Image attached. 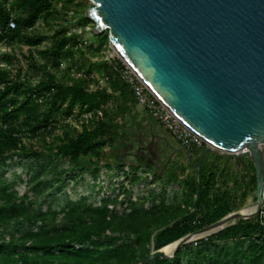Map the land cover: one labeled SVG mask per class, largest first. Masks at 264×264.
<instances>
[{
	"label": "trees",
	"instance_id": "obj_1",
	"mask_svg": "<svg viewBox=\"0 0 264 264\" xmlns=\"http://www.w3.org/2000/svg\"><path fill=\"white\" fill-rule=\"evenodd\" d=\"M83 7L75 0H0V46L11 49L0 53V169L15 160L43 162L29 180L36 184V197L43 194L41 177L50 173L58 183L76 173H125L128 165L122 160L111 165L108 150L117 151L128 131L148 115L121 80L118 61L100 59L111 49L108 33L88 44L67 26L52 25L53 19L68 17L83 26L94 23ZM41 21L52 35L35 32ZM47 41L49 47L39 49ZM21 44L29 47V66L14 71L20 59L12 48ZM66 62L71 67L64 68ZM89 113L93 118L84 119ZM58 161L66 168L54 166ZM248 164L240 194L222 180L223 170L204 162L207 168L182 179L183 200L149 206L131 197L132 187L143 179L137 171H154L149 164L132 166L131 187L121 186L115 197H103L99 204L83 198L61 210L43 211L14 185L0 183V264H137L243 209L257 189L256 170ZM185 172L181 166L171 168L170 180ZM149 264H264V217L236 221L179 248L173 259Z\"/></svg>",
	"mask_w": 264,
	"mask_h": 264
},
{
	"label": "water",
	"instance_id": "obj_2",
	"mask_svg": "<svg viewBox=\"0 0 264 264\" xmlns=\"http://www.w3.org/2000/svg\"><path fill=\"white\" fill-rule=\"evenodd\" d=\"M95 35L222 158L249 159L256 201L137 264L175 257L179 248L239 220L260 219L264 189V0H89ZM243 148L249 152L236 155ZM188 153L189 150L182 148ZM210 232L194 239L195 236ZM174 247L171 255L164 252Z\"/></svg>",
	"mask_w": 264,
	"mask_h": 264
},
{
	"label": "rangeland",
	"instance_id": "obj_3",
	"mask_svg": "<svg viewBox=\"0 0 264 264\" xmlns=\"http://www.w3.org/2000/svg\"><path fill=\"white\" fill-rule=\"evenodd\" d=\"M75 2L83 5L85 10L93 7V4L89 0H75ZM51 23L56 28L67 26L70 32H76L79 37L88 44L97 42L94 23H88L86 26H83L79 19L72 21L70 17L66 20L53 19ZM35 32L48 36L53 33L49 31V28L45 26L42 21L36 25ZM106 33L108 32H105L104 34ZM49 45L50 43L47 41L39 49H46ZM7 51L10 52L11 49H8L5 46H0V53H6ZM12 51L20 59V62L14 66V71L17 69L27 70L29 66L27 59V56L29 55V47L25 44L15 45L14 48H12ZM113 55V50L108 49L103 55V58L100 59H108ZM90 57L91 56L89 55L87 63L91 61L89 59ZM68 67H71L70 62L64 64V68ZM34 74L35 76L38 75L36 72ZM73 120L79 127V121H77V119ZM128 133V138L117 151L108 150L111 153L108 157V162L111 165H116L118 160H122L128 165L125 173L118 169L101 170L98 173H76L71 178L63 177V179H66L63 183H58L54 175L50 173L47 176L41 177L42 185L38 187V190L43 192V194L36 197V192L34 191L36 184H30L29 180L35 176L36 169H40L38 165L43 162L38 164L34 161L20 162L19 160H15L6 168L0 169V183L14 185V188L20 195L26 194L32 199L37 200V207L41 208L43 211L49 207L53 210H61L65 208L69 202H76L83 198H86L89 203L99 204L103 197H115L121 186L126 188L131 187L130 180L134 173L131 171V167L134 165L137 166L139 162L132 159V157L130 158L129 154L136 155L139 147H149L151 143L152 134L143 135L140 132L137 133L135 129H131ZM207 148V145L205 147H197L194 152L197 151L196 153H198L200 151H205ZM212 160L214 161V166L219 169L218 171H224V178L222 180L225 181L227 185L231 186V190L236 194L242 193L246 180L245 175L250 169L248 163H250L251 160L244 159L243 161L245 164H241L238 159L234 158H224V160H221L217 156L203 158V162L206 163V166L212 163ZM31 164L34 165V170L30 168ZM54 166H57L60 170L66 168L65 163L62 161H58ZM201 168L203 167L199 164V160L192 161L191 167L185 168L186 172L183 176H179L177 179L178 181L170 180V170H167L166 167L161 165V163L157 166L156 171L148 174H143L142 170H138L137 174L141 175L143 179L132 187L133 192L131 197L133 201L136 202L146 201L147 206L151 205L153 202L159 203L162 200L167 203H170L173 199L183 200L185 194L182 179H190L195 173H198ZM223 181L219 182L220 185ZM255 196L256 193H250V195H248L247 204L243 209H246L248 206L255 203ZM127 205L128 202L125 198L123 209H126Z\"/></svg>",
	"mask_w": 264,
	"mask_h": 264
},
{
	"label": "built area",
	"instance_id": "obj_4",
	"mask_svg": "<svg viewBox=\"0 0 264 264\" xmlns=\"http://www.w3.org/2000/svg\"><path fill=\"white\" fill-rule=\"evenodd\" d=\"M11 28H15V23L11 21ZM112 49V48H111ZM113 50V49H112ZM114 55L108 58L109 61H118L115 69L121 80L130 88L138 105L143 108L150 117L161 123L182 148L195 151L197 147H205L206 142L187 126L167 105H165L139 77V75L113 50ZM102 116V113H99ZM93 114L89 113L84 119L91 120ZM247 152H239L240 156ZM260 217H264V189L263 206Z\"/></svg>",
	"mask_w": 264,
	"mask_h": 264
},
{
	"label": "crops",
	"instance_id": "obj_5",
	"mask_svg": "<svg viewBox=\"0 0 264 264\" xmlns=\"http://www.w3.org/2000/svg\"><path fill=\"white\" fill-rule=\"evenodd\" d=\"M137 123L138 128L135 129V131H137V133L140 132L143 135L152 134V138L149 147H139L136 155L129 154L130 158L132 157V159L137 160L141 164L145 163L151 165L154 167V171H156L159 163L166 167L167 170H170V173L171 168L173 167H191V162L197 160H199V164L202 167L206 149L205 151H200L198 153H196L197 151L194 154L191 153L192 157L190 159L188 153L182 150L180 144L172 137V135L164 128V126L150 117L149 114L145 117V119H143V121ZM208 156L215 157L216 155L212 152H208L206 157ZM218 158L224 160L222 157ZM213 163L214 161L210 164Z\"/></svg>",
	"mask_w": 264,
	"mask_h": 264
},
{
	"label": "bare ground",
	"instance_id": "obj_6",
	"mask_svg": "<svg viewBox=\"0 0 264 264\" xmlns=\"http://www.w3.org/2000/svg\"><path fill=\"white\" fill-rule=\"evenodd\" d=\"M240 152H249V149L248 148H243ZM239 153V152H238ZM252 212H254V208H246L242 211L243 214L247 215V214H251ZM210 232H207V233H203V234H200V235H197L194 237V239H198V238H201V237H204L206 235H208ZM174 250V247H169V248H166L164 250V252L168 255H171L172 252Z\"/></svg>",
	"mask_w": 264,
	"mask_h": 264
}]
</instances>
